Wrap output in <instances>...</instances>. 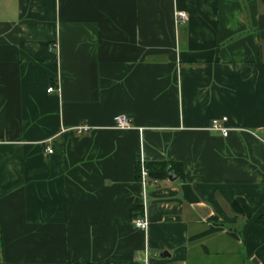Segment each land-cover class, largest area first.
<instances>
[{"label": "crops", "instance_id": "1", "mask_svg": "<svg viewBox=\"0 0 264 264\" xmlns=\"http://www.w3.org/2000/svg\"><path fill=\"white\" fill-rule=\"evenodd\" d=\"M0 264H264V0H0Z\"/></svg>", "mask_w": 264, "mask_h": 264}, {"label": "built area", "instance_id": "2", "mask_svg": "<svg viewBox=\"0 0 264 264\" xmlns=\"http://www.w3.org/2000/svg\"><path fill=\"white\" fill-rule=\"evenodd\" d=\"M175 16L179 24H184L188 19L187 14L181 11H177L175 13ZM48 91L52 93V92H55L56 89L54 87H50ZM226 121H227L226 117L220 120L219 119L213 120L209 127V130L213 132L221 133L223 136H227L230 132V129L225 127ZM115 126L116 128L120 130H128L133 127L132 120L125 115L116 116ZM89 129L90 128L88 126L84 125V126L75 128V131L80 134L83 131H88ZM46 149L49 154L53 152L50 146H47ZM147 163L148 162L146 161L145 157L141 156L139 163H138V178L142 186V199H143V204H144V212L141 216L134 219V224L136 228L143 230V231H147L149 227V222L147 218V210H146L147 208L146 200L148 197V186H149L150 173H149Z\"/></svg>", "mask_w": 264, "mask_h": 264}, {"label": "trees", "instance_id": "3", "mask_svg": "<svg viewBox=\"0 0 264 264\" xmlns=\"http://www.w3.org/2000/svg\"><path fill=\"white\" fill-rule=\"evenodd\" d=\"M149 173L151 177L156 179L166 177L167 174V163H147Z\"/></svg>", "mask_w": 264, "mask_h": 264}, {"label": "water", "instance_id": "4", "mask_svg": "<svg viewBox=\"0 0 264 264\" xmlns=\"http://www.w3.org/2000/svg\"><path fill=\"white\" fill-rule=\"evenodd\" d=\"M171 169L168 171V173H169V178H170V180H172V181H174L175 179H176V177H172V174H171Z\"/></svg>", "mask_w": 264, "mask_h": 264}]
</instances>
